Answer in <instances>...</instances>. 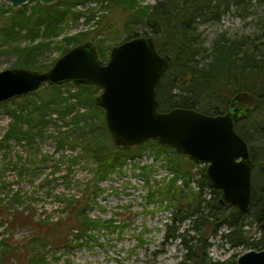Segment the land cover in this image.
Here are the masks:
<instances>
[{
    "label": "trees",
    "instance_id": "16d2710c",
    "mask_svg": "<svg viewBox=\"0 0 264 264\" xmlns=\"http://www.w3.org/2000/svg\"><path fill=\"white\" fill-rule=\"evenodd\" d=\"M85 1L89 0H56L51 4L33 1L30 12L26 11V5L18 9L10 6L0 9L1 40L7 42L27 37L33 42L37 37L48 38L47 41L40 40L25 47H13L12 50L17 53L14 65L46 71L50 67L36 59L43 49L54 43L62 54L83 42L77 35L63 36L60 41L50 39L58 36L69 22H77L84 13L74 7ZM97 1L120 8L126 15L125 27L136 23L148 27L157 51L171 57L167 70L156 86L159 110L183 107L217 114L226 110L230 98L237 91L248 90L259 98L257 108L235 123L236 131L249 146L253 163L251 200L245 213H240L233 205L219 203L221 191L210 184L205 175V167L193 171L198 166L186 155L177 153L170 146L147 141L157 155L163 154L167 163L171 164L172 177L156 193L148 192V198L152 199L157 194L160 207L170 213L164 240H179L182 251L177 264H216L209 254V238L212 236H219L232 247H241L244 251L264 249V52L258 50L253 38L249 36L231 40L219 37L210 47L209 61L199 65L197 60V56L206 51L199 40L197 24L219 20L231 5L242 10L251 0H158L151 5L140 4L141 0ZM254 1L264 9V0ZM86 20H90V17L87 16ZM106 25H109L107 21L104 22ZM22 30H25L24 34ZM136 36L138 34L124 40ZM94 45L98 58H104L105 50L109 48L104 45V39ZM73 83L79 85L78 92L62 95L59 84L50 85L49 97L39 103L29 100L30 95L13 97L11 100L20 98L24 99V103L18 109L11 110L13 120L1 140L24 139L30 142L34 130L40 132L45 126L48 120L46 116L55 124L58 120L65 121L75 105L83 104L84 99L90 101L92 109L102 111L93 102L92 86ZM71 97L75 100L72 101ZM52 113L55 117H51ZM90 117L86 113L71 115L65 126H58L64 129L57 131L56 143L57 149L80 144L84 153L89 154L96 164L95 183L87 193L70 195L66 200L68 209L65 214L56 218L36 217L22 209V195L18 192L8 197L6 202L0 199V226L5 228L0 234V264H48L46 252L52 245L67 249L73 247L68 232L74 234L75 240L85 236L90 239L94 230L111 226L107 220L88 216V195L96 196L101 191L97 185L99 180L115 172L127 159L133 158L134 151L145 148V143L123 149L116 147L110 139L109 144H106L97 134L89 137L87 133L96 126ZM102 129L105 134L108 133L104 126ZM182 157L184 161L177 160ZM191 182L195 183L194 187H191ZM252 224L260 232L258 238L249 235L247 226ZM221 228L225 230L221 231ZM11 229L17 230L16 244L5 237L8 235L6 230ZM242 252L232 255L227 263L235 264L237 256Z\"/></svg>",
    "mask_w": 264,
    "mask_h": 264
},
{
    "label": "rangeland",
    "instance_id": "374dc122",
    "mask_svg": "<svg viewBox=\"0 0 264 264\" xmlns=\"http://www.w3.org/2000/svg\"><path fill=\"white\" fill-rule=\"evenodd\" d=\"M156 1L158 0H141L140 4L151 5ZM33 3L30 1L23 4L26 5L27 12L32 10ZM8 6H10L8 2L0 0L1 10ZM74 8L84 14L77 22L65 25L60 34L51 37L50 40L60 41L63 36L77 35L83 42L88 40L96 44L98 40L104 39V45L109 48L105 50L106 56L100 58L102 62L107 61L110 48L125 38L136 34H138L136 37L145 36L144 33L151 34L150 29L141 23L125 27L126 15L120 8L107 2L89 0L77 3ZM244 8L238 10L236 6L231 5L219 20L197 24L199 40L206 48V51L197 56L199 65L209 61L210 47L219 37L231 40L249 36L253 38L258 50L264 52V9L254 0L247 3ZM102 15L104 17L99 18ZM87 16L90 17L88 21ZM106 21L109 25L104 26ZM24 32L25 30L21 31L22 34ZM40 40L47 41L48 38L37 37L33 42L27 37L7 42L0 38V71L20 67L14 65L17 62V53L12 50L13 47H25ZM54 45L52 43L49 48L42 50L36 58L38 62L52 66V62L61 55L60 50ZM59 85L62 95L78 92L79 85L72 81ZM90 86L93 87L91 93L95 97L100 89ZM49 87L50 85L44 83L36 91L27 94L30 95L29 100L33 99L39 103L40 100L47 99L51 92ZM11 99L6 100V103L0 102V199L6 202L8 197L18 192L22 195L20 207L36 217L63 216L68 209L67 198L70 195L79 196L87 193L95 183L96 164L89 154L84 153L80 144L57 149V131L64 129L58 126H65L73 114L86 113L96 122V126L87 133V136L97 134L103 142L109 144V133L105 134L102 129V126L105 127L104 111L92 109L90 101L84 99L83 104L75 105L65 121L58 120L55 124L46 116L48 120L45 126L40 132L34 130L32 141L10 139L3 142L1 137L13 120L11 110L18 109L24 103V99ZM71 100L75 98L71 97ZM51 117H55V114L52 113ZM144 146L142 150L134 151V157L127 159L115 172L99 180L97 185L101 191L96 196L88 195L86 208L88 216L107 220L111 222V226L94 230L90 239L85 236L75 240L74 234L68 232L69 239L73 240V247L67 249L52 245L46 252L48 264H177L182 251L178 244L179 240L168 242L164 240L170 213L160 207L157 194L152 199L148 198V192L156 193L159 187L172 177L171 164L167 163L163 154L157 155L147 141ZM170 154L173 156L171 152ZM177 160L184 161L185 158ZM195 164L198 167H194L193 171L205 167L204 164ZM190 184L191 187L195 186L194 182ZM184 227L182 224V228ZM247 229L252 238L260 236L255 224L247 226ZM224 230L225 228H221V231ZM4 231L5 228L0 226V234ZM6 232L7 240L16 244L17 230L11 229ZM209 241L211 243L209 254L216 264H228L232 255L244 252V248L232 247L219 236H212Z\"/></svg>",
    "mask_w": 264,
    "mask_h": 264
},
{
    "label": "water",
    "instance_id": "95a60500",
    "mask_svg": "<svg viewBox=\"0 0 264 264\" xmlns=\"http://www.w3.org/2000/svg\"><path fill=\"white\" fill-rule=\"evenodd\" d=\"M12 8L30 1L51 4L56 0H4ZM171 57L160 54L153 37H133L111 47L108 59L98 58L95 45L84 41L62 53L43 72L25 67L0 71V102L27 95L44 83L68 81L100 89L93 99L104 111L105 127L112 143L123 149L148 140L172 147L197 164L205 165V175L221 191L220 204L248 210L253 167L247 142L235 123L246 118L259 104L248 90L235 92L223 113L208 114L193 108L159 110L156 86ZM235 264H264V249L240 253Z\"/></svg>",
    "mask_w": 264,
    "mask_h": 264
}]
</instances>
